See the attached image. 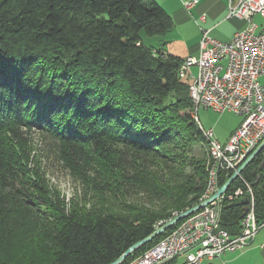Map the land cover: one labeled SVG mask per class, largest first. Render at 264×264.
I'll list each match as a JSON object with an SVG mask.
<instances>
[{
    "label": "trees",
    "instance_id": "1",
    "mask_svg": "<svg viewBox=\"0 0 264 264\" xmlns=\"http://www.w3.org/2000/svg\"><path fill=\"white\" fill-rule=\"evenodd\" d=\"M173 28L156 0H0V264H111L204 200L213 158L185 59L141 34ZM50 154L83 186L68 204L48 182ZM248 186L262 222L264 149L222 197L233 236L249 194L228 198Z\"/></svg>",
    "mask_w": 264,
    "mask_h": 264
},
{
    "label": "built area",
    "instance_id": "2",
    "mask_svg": "<svg viewBox=\"0 0 264 264\" xmlns=\"http://www.w3.org/2000/svg\"><path fill=\"white\" fill-rule=\"evenodd\" d=\"M194 4L188 2L185 6L190 8ZM256 16L264 18V0H229L228 17L244 20L247 26L227 42L211 38L209 31L203 30L199 56L184 61L188 67L197 69L189 84L196 109L232 111L241 119L240 126L225 143L216 138L213 129H208L217 143V169L210 196L218 190L220 174L237 169L264 139V34L257 32ZM201 19L204 21L205 17ZM182 75L184 72H179L180 78ZM247 193L250 207L241 220L240 234L233 236L220 226L222 196L182 220L156 245L128 264H166L179 257L185 259L183 264H202L226 252L245 249L264 230V221L256 218L250 186L246 192L239 189L228 198L248 196Z\"/></svg>",
    "mask_w": 264,
    "mask_h": 264
},
{
    "label": "crops",
    "instance_id": "3",
    "mask_svg": "<svg viewBox=\"0 0 264 264\" xmlns=\"http://www.w3.org/2000/svg\"><path fill=\"white\" fill-rule=\"evenodd\" d=\"M174 20V27L181 30L193 29L199 36V32L207 30L213 33L217 29H225L227 36H221L220 41H229L234 35L247 26V22L238 18H229V0H156ZM188 2H195L187 8ZM204 16L203 21L201 17ZM200 28V29H199ZM259 29V26H258ZM258 31V30H257ZM263 33V32H258ZM264 34V33H263ZM200 39L197 38L187 45L188 57H198L200 52ZM241 122L234 128L230 135L240 126ZM230 137V136H229ZM229 139V138H228ZM227 142V140L225 141ZM224 142V143H225ZM180 260V261H179ZM185 259L179 257L174 262L183 264ZM202 264H264V230H261L254 241L243 250L226 252L213 260H204Z\"/></svg>",
    "mask_w": 264,
    "mask_h": 264
},
{
    "label": "rangeland",
    "instance_id": "4",
    "mask_svg": "<svg viewBox=\"0 0 264 264\" xmlns=\"http://www.w3.org/2000/svg\"><path fill=\"white\" fill-rule=\"evenodd\" d=\"M254 22L259 26L257 32L264 33V18L256 16L254 18ZM176 27L177 26H175L165 36L161 37H149L142 32L143 42L157 49H162L165 55L171 54L180 58H185L189 55L187 52V45L189 46L191 42L197 38L201 41L203 34L202 32H199L198 36L195 34L196 31L193 29H186L178 32ZM226 32L227 31L225 29H217L209 35L211 38L221 40V36L228 35ZM193 72H197L196 67L191 69L190 73ZM185 80L190 83V77L185 78ZM198 119L200 125H202L201 127L204 130L213 129L216 138L222 143L228 140L231 131L241 122L240 117L232 111L216 112L204 107L199 109ZM35 143L40 149L44 150V147H46V145L40 140H36ZM201 149L207 150V146H197V151H201ZM43 162L46 166L48 182L61 192V196L65 199L66 203H70L73 198H79L83 191V186L74 176L70 174L68 169H66L62 163L59 162L58 158H55L52 154H50V157H46V161L43 160ZM174 264L179 263L174 262Z\"/></svg>",
    "mask_w": 264,
    "mask_h": 264
},
{
    "label": "water",
    "instance_id": "5",
    "mask_svg": "<svg viewBox=\"0 0 264 264\" xmlns=\"http://www.w3.org/2000/svg\"><path fill=\"white\" fill-rule=\"evenodd\" d=\"M264 149V139L263 141L257 146V148L241 163V165L235 170L232 176L226 181V183L219 188L212 196L207 198L206 200L202 201L200 204L186 210L183 213L176 215L171 220L161 224L151 235L146 237L145 239L137 242L133 246H131L122 256H120L117 260L112 262L111 264H122L127 257L133 254L135 251L140 249L142 246L146 245L150 241H152L157 236L162 235L167 230L171 229L172 227L176 226L180 221L186 219L187 217L197 213L204 207L210 205L212 202L216 201L218 198L222 197L230 187V185L241 175V173L254 161V159L262 152ZM250 203L249 198H244L242 200L243 205H248ZM247 213H244V215ZM243 215V216H244ZM242 216V218H243Z\"/></svg>",
    "mask_w": 264,
    "mask_h": 264
},
{
    "label": "bare ground",
    "instance_id": "6",
    "mask_svg": "<svg viewBox=\"0 0 264 264\" xmlns=\"http://www.w3.org/2000/svg\"><path fill=\"white\" fill-rule=\"evenodd\" d=\"M192 68L193 67H188V62H184L183 69L180 71V72H184V75H182V78L191 77V75L193 74V73H190ZM191 98L193 100L192 102L194 103L193 116H194L195 120L200 125V122H199V119H198V112H199L200 108L196 109L195 99H194V97L192 95H191ZM203 133H204V136L207 138V140L209 142L210 152H211V156L213 158V164L211 165V168H210V171H209V184H208L207 190H206L204 198H203L204 200H206L210 196V193H211V191L213 189V185H214V181H215V171L217 169V162H215V157H216V154H217V143L214 140L211 139L210 133H209L208 130H206V129L204 130L203 129Z\"/></svg>",
    "mask_w": 264,
    "mask_h": 264
}]
</instances>
